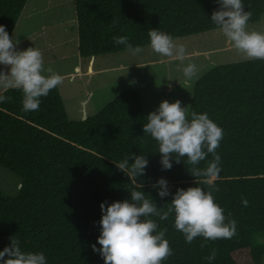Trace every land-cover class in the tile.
I'll return each instance as SVG.
<instances>
[{"label":"trees","instance_id":"16d2710c","mask_svg":"<svg viewBox=\"0 0 264 264\" xmlns=\"http://www.w3.org/2000/svg\"><path fill=\"white\" fill-rule=\"evenodd\" d=\"M26 0H0V25L9 36ZM260 20L264 0H242ZM214 0H73L77 54L81 60L127 50L114 36L133 46L148 44V30L157 28L180 38L217 30L210 15ZM0 94V167L19 178L17 193H0V249L19 239L23 251H43L47 264H103L92 250L99 235V203L129 196V179L115 163L124 154H144L148 163L138 181L140 190L163 209L177 187L210 190L204 177H192L191 165L171 161L162 169L156 142L142 131L145 115L140 93L117 94L97 113L69 120L57 86L40 98L37 110H22L19 89ZM189 112H207L223 129L215 149L220 172L213 197L227 218L236 221L231 238L186 243L172 226V216L157 219L172 250L161 264H261L264 258V59L220 64L194 83ZM174 155V154H173ZM212 158L209 153L198 167ZM131 163V160H129ZM167 180L169 196L159 197L150 185ZM246 198L247 206L241 204ZM99 248V245L96 244ZM215 250L211 262L205 258Z\"/></svg>","mask_w":264,"mask_h":264},{"label":"clouds","instance_id":"9594fccd","mask_svg":"<svg viewBox=\"0 0 264 264\" xmlns=\"http://www.w3.org/2000/svg\"><path fill=\"white\" fill-rule=\"evenodd\" d=\"M218 7L211 12L210 22L223 34L232 48L249 58L264 59V31L250 30L247 27L252 13L244 10L242 0H214ZM115 44H123L132 53L140 47L128 43L126 36H114ZM18 41L9 36L4 25H0V65L7 66V73L0 71V87L19 89L22 93L21 106L25 112L37 110L40 98L62 82V75L45 68L41 50L33 46L19 49ZM149 47L161 57L184 61L188 55L183 43L157 28L148 30ZM186 81H191L197 73L194 63L188 62L181 68ZM8 97L0 94V102ZM142 131L148 134L157 145L160 154L158 163L166 170L171 161L191 165L188 173L192 177H204L210 190L196 186L177 187L171 193L165 208L157 207L152 198L142 192L138 181L147 166L144 154L127 152L115 163L129 179L130 190L127 199L98 205L100 217L99 235L96 244L91 245L98 252L103 264H161L171 255L172 250L165 238V229H158L157 219L167 220L172 216V226L178 230L186 243L197 237L205 240L231 238L236 234V221L227 218L224 210L215 202L214 181L220 172V156L215 149L223 137V129L213 121L207 112H189L188 106H181L180 100H161L158 106L147 114ZM212 158L204 167H198L206 155ZM174 154V155H173ZM171 157V161H170ZM131 160V163H129ZM159 197L169 196V185L159 177L150 185ZM241 204L247 206L246 198ZM10 243L0 249V264H47L43 251H23L18 238L11 236ZM213 249L205 258L215 259Z\"/></svg>","mask_w":264,"mask_h":264},{"label":"rangeland","instance_id":"374dc122","mask_svg":"<svg viewBox=\"0 0 264 264\" xmlns=\"http://www.w3.org/2000/svg\"><path fill=\"white\" fill-rule=\"evenodd\" d=\"M247 27L264 31V13L259 21ZM11 37L18 41L21 50L30 46L39 48L44 67L62 75L57 88L66 115L73 121L94 115L117 94L133 88L140 93L145 116L161 100L178 99L181 106L187 105L189 109L194 83L204 72L220 64L252 59L232 48L217 29L175 38L176 43L186 47L188 55L184 61L161 57L144 45L135 54L127 49L94 56L93 64L90 63L94 72L86 73L87 61L77 54L73 0H26ZM189 61L196 65L197 73L186 81L181 68ZM1 67L7 73V66ZM19 181L16 175L0 167V193L14 196Z\"/></svg>","mask_w":264,"mask_h":264},{"label":"crops","instance_id":"0c3cea01","mask_svg":"<svg viewBox=\"0 0 264 264\" xmlns=\"http://www.w3.org/2000/svg\"><path fill=\"white\" fill-rule=\"evenodd\" d=\"M79 59H80V58H79ZM91 62H92V64H93V62H94L93 57H91L90 60L87 61V64H86V67H85V68L87 69V70L85 69V70H86V71H85L86 73H92V72H94V71L92 70V67L90 66V63H91ZM1 69H2V72L5 73V68L1 67V68H0V71H1ZM75 70L77 71L78 68H76ZM96 71H100V70H96ZM3 89H4V88L0 87V92H1Z\"/></svg>","mask_w":264,"mask_h":264},{"label":"water","instance_id":"95a60500","mask_svg":"<svg viewBox=\"0 0 264 264\" xmlns=\"http://www.w3.org/2000/svg\"><path fill=\"white\" fill-rule=\"evenodd\" d=\"M83 119H85V116H83Z\"/></svg>","mask_w":264,"mask_h":264}]
</instances>
